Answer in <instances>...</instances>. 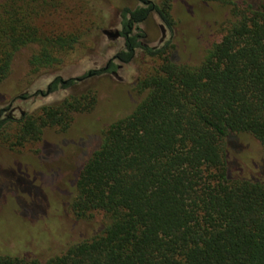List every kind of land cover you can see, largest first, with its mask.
<instances>
[{"label":"trees","instance_id":"1","mask_svg":"<svg viewBox=\"0 0 264 264\" xmlns=\"http://www.w3.org/2000/svg\"><path fill=\"white\" fill-rule=\"evenodd\" d=\"M205 1L232 6L236 20L199 65L176 63L169 40L158 46L138 41L145 37L140 30L114 55L128 64L139 49L151 64L135 84L141 101L105 129L77 175L71 214H101L104 228L45 263L9 251L0 254V264H264V0H242L241 6ZM74 3L82 9L75 13L78 27L51 24ZM151 9L171 34L169 0L124 10L123 34ZM97 21L87 0H0V84L22 48L35 46L29 74L39 75L62 65L98 29ZM118 67L110 62L91 76L115 77ZM87 77H57L49 92L74 88ZM90 89L18 119L4 114L0 142L16 150L39 144L46 128L65 131L75 114L94 108ZM241 134L260 144V178L232 175L241 168L234 149Z\"/></svg>","mask_w":264,"mask_h":264},{"label":"rangeland","instance_id":"2","mask_svg":"<svg viewBox=\"0 0 264 264\" xmlns=\"http://www.w3.org/2000/svg\"><path fill=\"white\" fill-rule=\"evenodd\" d=\"M87 1L99 16L96 27L112 31L121 30L124 10L150 7L139 0ZM146 1L160 5L163 0ZM233 1L242 5V0ZM169 2L174 23L171 34L156 12L150 10L145 20L131 27V35L140 30L145 37L138 41L149 46L169 40L175 47L172 59L176 63L197 66L206 50L220 41L236 20L233 7L205 0ZM76 4L67 6L69 11H59L50 19L51 24L54 22L58 28L78 27L79 15L75 13L82 9ZM98 29L95 28L83 44L77 45L62 65L39 75L29 74L28 60L35 46L22 48L12 61L8 77L0 84V109L13 101L17 119L20 113L31 114L42 106L62 100L69 93H80L87 88L94 90L97 98L94 108L75 114L65 131L44 129L39 144L10 150L0 142V254L12 251L45 263L70 243L92 237L106 224L101 214L80 219L71 214L69 207L76 194L77 175L100 145L105 129L130 114L141 101L143 95L135 91V84L151 62L138 49L128 64L113 61L121 65L115 77L104 72L87 77L71 89L58 88L49 94L46 91L48 84L57 77L63 82L103 69L124 48L123 38L111 40ZM234 139L241 168L232 175L260 178V144L246 134L236 135ZM235 157L231 154V158Z\"/></svg>","mask_w":264,"mask_h":264},{"label":"flooded vegetation","instance_id":"3","mask_svg":"<svg viewBox=\"0 0 264 264\" xmlns=\"http://www.w3.org/2000/svg\"><path fill=\"white\" fill-rule=\"evenodd\" d=\"M141 3H145V4H150V7L151 8H153L155 5L154 4H152V3H150L149 1H146V0H139ZM151 10H153V9H151ZM121 20V19H120ZM120 24H121V22H120ZM135 23H133V25H134ZM132 25V26H133ZM132 28L130 27L129 28V31H128V33L127 34H123V27H122V24H121V30L120 31H118L119 32V37L118 38H123L124 39V42H125V38L126 37H128L129 36V34L131 35L132 34V30H131ZM117 31V30H116ZM124 49V48H123ZM113 61H115L114 60V56L112 57V61L110 60L107 64H106V66L103 68V69H100V70H105V69H107L108 68V65H109V63L110 62H113ZM114 63V62H113ZM119 67L118 68H120V66L121 65H118ZM96 71V70H95ZM88 76H91V72H89L88 74H87ZM64 82V81H63ZM49 85L50 84H48V86H47V93L49 94L50 92H49ZM25 98V97H24ZM12 104H13V101H11L7 106L9 107V110L8 111H4L5 109H0V110H3V114L2 115H0V118H3L4 117V114H12L11 116L12 117H14V113H13V111H15V108L12 106ZM20 115H23V113H20ZM15 118V117H14Z\"/></svg>","mask_w":264,"mask_h":264},{"label":"water","instance_id":"4","mask_svg":"<svg viewBox=\"0 0 264 264\" xmlns=\"http://www.w3.org/2000/svg\"><path fill=\"white\" fill-rule=\"evenodd\" d=\"M103 34L111 39V40H115L119 37V32L118 31H112V30H104Z\"/></svg>","mask_w":264,"mask_h":264}]
</instances>
